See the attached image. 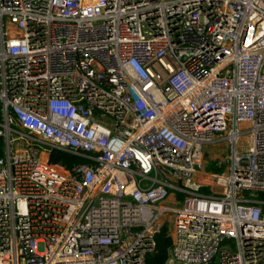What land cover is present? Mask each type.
<instances>
[{
	"label": "built area",
	"instance_id": "2783aa9c",
	"mask_svg": "<svg viewBox=\"0 0 264 264\" xmlns=\"http://www.w3.org/2000/svg\"><path fill=\"white\" fill-rule=\"evenodd\" d=\"M0 140V264H264V0H0Z\"/></svg>",
	"mask_w": 264,
	"mask_h": 264
},
{
	"label": "trees",
	"instance_id": "16d2710c",
	"mask_svg": "<svg viewBox=\"0 0 264 264\" xmlns=\"http://www.w3.org/2000/svg\"><path fill=\"white\" fill-rule=\"evenodd\" d=\"M2 141L0 140V145ZM2 149L0 148V156H2ZM49 160L53 164H63L68 169H71L76 164L88 163L90 160L83 156L72 155L61 150L54 149L49 157ZM223 166L217 165L215 161L209 160L207 162V170L209 171H222ZM264 198V194L260 195ZM182 199L183 196L179 195ZM173 240L169 232V228L166 225L160 233L156 236V248L153 252L149 253L146 257V264H165L170 255V249L172 247Z\"/></svg>",
	"mask_w": 264,
	"mask_h": 264
},
{
	"label": "rangeland",
	"instance_id": "374dc122",
	"mask_svg": "<svg viewBox=\"0 0 264 264\" xmlns=\"http://www.w3.org/2000/svg\"><path fill=\"white\" fill-rule=\"evenodd\" d=\"M216 138H218V135H216ZM207 150H208V152L210 154V157L219 158L217 161H215L217 165H218V161L219 160H223V157L225 156V145L218 146V145L210 144L207 147Z\"/></svg>",
	"mask_w": 264,
	"mask_h": 264
},
{
	"label": "water",
	"instance_id": "95a60500",
	"mask_svg": "<svg viewBox=\"0 0 264 264\" xmlns=\"http://www.w3.org/2000/svg\"><path fill=\"white\" fill-rule=\"evenodd\" d=\"M248 161H249V159H248V158H246V159L244 160V162H247V163H248Z\"/></svg>",
	"mask_w": 264,
	"mask_h": 264
}]
</instances>
